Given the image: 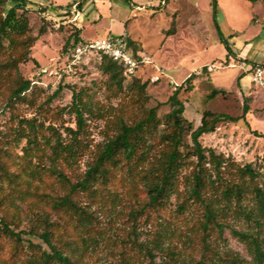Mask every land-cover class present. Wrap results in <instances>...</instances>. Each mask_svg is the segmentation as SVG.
<instances>
[{"label":"rangeland","instance_id":"obj_1","mask_svg":"<svg viewBox=\"0 0 264 264\" xmlns=\"http://www.w3.org/2000/svg\"><path fill=\"white\" fill-rule=\"evenodd\" d=\"M7 1L11 8L13 2ZM163 1L165 6L161 5ZM72 4L81 7L74 11L73 5L67 14L65 10L49 9ZM45 7L49 10L43 12ZM27 14L31 34L37 40L30 58L19 64V71L25 80L32 81L34 89L9 106L10 84H0V149L10 151L14 160L10 163L24 162L20 157L27 139L19 141L18 146L8 140L15 130L27 127L25 121L32 120L49 137L52 127L66 143L71 142L67 129L78 130L72 109L77 93L90 105L84 113V133L79 136L85 147L75 163L61 162L60 166L69 180L76 182L92 163L99 146L114 135L118 117L140 112L143 107H157L158 116L164 119L171 111L168 100L175 88L195 74L191 85L179 95L185 105L184 116L194 127L200 125L205 111L239 119L219 124L214 133L201 138L202 145L238 165L253 164L264 175V85L254 83L250 71L257 65L264 66L262 0H217V11L214 0H30ZM77 14L78 20H74ZM75 25L84 28V40L107 34L130 37L149 62L136 74L142 82H148L147 102H137L131 78H126L123 90L115 93L95 54L72 64L64 46ZM42 26L47 27V33L40 34ZM224 37L232 51L229 58ZM6 57L1 53L2 61ZM211 67L215 68L213 72L208 70ZM155 77L160 79L156 81ZM216 90L224 93L210 98ZM246 104L249 112L243 116ZM3 155L0 152L1 158ZM46 163L50 165L46 159L41 162ZM192 177L190 166L179 178L178 192L164 205L149 207L145 206L149 195L144 181L124 168L103 194L79 195L80 205L92 214V219L71 222L65 213H56L42 199L32 201L34 210L46 211L52 222L69 223L65 229H57V235L70 243L75 264H222L231 256L253 263L250 237L258 239L264 251V219L261 224L255 222L260 215L250 196L236 204L235 199L222 198L221 185H208L202 190V198L214 212V219L208 220L207 206L191 194ZM42 179L40 193L64 195L68 190L56 177L44 174ZM22 208L19 230L28 232L31 223L24 213L29 215L31 206L25 204ZM13 209L7 203L6 210ZM251 209L256 216L253 219L246 214ZM4 214L0 208V217ZM25 236L36 244L40 242ZM0 242V264H37L27 245Z\"/></svg>","mask_w":264,"mask_h":264},{"label":"trees","instance_id":"obj_2","mask_svg":"<svg viewBox=\"0 0 264 264\" xmlns=\"http://www.w3.org/2000/svg\"><path fill=\"white\" fill-rule=\"evenodd\" d=\"M13 6L8 8L7 0H0V57L1 53L6 54L4 61L0 58V84L4 86L8 81L10 84V95L7 98L8 105L15 101H21L34 87L32 81L25 80L19 71V64L30 58L31 49L37 38L31 34L27 7L30 0H11ZM258 2L260 0H252ZM264 2V0H262ZM72 5L50 6L49 9L65 10V14L71 13ZM81 7V4H77ZM214 7L217 11V0H214ZM42 8L43 12L49 10ZM73 15V14H72ZM84 28L72 27L71 33L65 43L64 52H69L72 58L73 50L82 39ZM47 27L42 26L40 34L47 33ZM171 30L169 33L172 34ZM124 38L128 46L134 49L138 61V68L135 74L127 75V67L114 59L96 54L101 62L103 72L109 78V84L115 93L123 90L126 78H131L133 91H136L137 102H147L146 90L148 82H142L136 74L145 65V58L141 50L127 35ZM227 48L228 58L232 51L228 46V39L223 38ZM263 65L251 68L253 75L256 69ZM195 74H192L183 84L177 86L168 100L171 111L161 119L158 116L157 107L142 108L140 112L123 114L114 122L115 133L108 138L101 146L88 169L82 178L71 182L69 177L60 169L61 162L66 164L75 163L83 151L82 139L79 137L84 133L86 120L84 113L90 110L88 102L83 100L79 94L73 96L72 109L76 114L78 130L67 129L71 142L57 130L51 127L52 136H47L38 129L32 120L25 121L26 126L15 130L14 136L8 140L9 144L15 142L17 146L23 138L27 139L26 146L22 149L24 155L20 157L23 163H10L11 158L8 149H0L4 153L0 157V208L5 214L0 217V240L15 242L17 246L27 245L32 251V258L37 264H75L71 254V245L60 235L57 229H65L68 222L62 224L52 222L51 216L46 211H35V202L38 198L49 203L51 208L58 214L65 213L72 222L76 219L93 218L92 214L79 203V195L82 193H99L107 190L119 172L127 169L140 180L144 181L149 195L145 206L154 207L164 205L170 196L178 191L177 183L183 175L184 169L192 166V188L191 194L201 203L207 206L208 220L214 219V212L209 208L205 198H202V190L210 186H222L221 195L228 201L236 200V204L243 202L247 196L257 207L258 218L253 210L246 211L249 218H255L257 224L264 219V175L257 170L253 164L244 166L238 165L222 154H217L214 149L204 147L201 138L204 135L214 133L218 125L224 122H237L226 114L205 111L200 125L194 127L193 123L185 116V105L179 95L185 86L191 85ZM188 89V88H187ZM224 91L216 90L210 98H215ZM249 112L248 104L244 107L245 116ZM29 130V131H27ZM257 134V133H256ZM262 136V135H260ZM191 139L189 143L187 138ZM54 139V140H53ZM49 152V153H48ZM7 159V160H6ZM48 160L49 166L41 164L42 160ZM16 168V170H12ZM48 174L56 177L57 181L67 187L64 195L48 194L39 192V183H43L42 176ZM37 183V184H36ZM7 191V193H6ZM7 203L14 207L13 211H7ZM18 203V204H16ZM28 204L30 212L24 213L31 223L30 231L19 230L22 222L23 205ZM182 203L179 208H184ZM245 212V211H244ZM206 228V225H205ZM25 235L40 240L38 244ZM242 238H249L239 233ZM254 249V262L249 263L236 256L228 257L222 264H264V251L262 243L250 237ZM1 244V242H0ZM201 264V263H198Z\"/></svg>","mask_w":264,"mask_h":264},{"label":"built area","instance_id":"obj_3","mask_svg":"<svg viewBox=\"0 0 264 264\" xmlns=\"http://www.w3.org/2000/svg\"><path fill=\"white\" fill-rule=\"evenodd\" d=\"M166 2L161 3L165 6ZM77 5L73 6V10L76 11ZM79 14L76 15L74 20H78ZM101 54L108 56L115 61L124 64L127 67V75H133L136 73L138 68V61L134 54V49L128 46L124 38L114 35L107 34L95 40H88L80 42L79 45L73 50L72 64L76 65L81 63L86 57L90 55ZM149 62L145 60V64ZM210 72L215 70L214 67L208 69ZM160 78L155 77L158 81ZM253 82L257 85H264V69L258 67L255 74L253 75Z\"/></svg>","mask_w":264,"mask_h":264},{"label":"crops","instance_id":"obj_4","mask_svg":"<svg viewBox=\"0 0 264 264\" xmlns=\"http://www.w3.org/2000/svg\"><path fill=\"white\" fill-rule=\"evenodd\" d=\"M166 5V4H165ZM140 10H144L145 9V7H138ZM120 36H122V35H120ZM86 41H88V40H86Z\"/></svg>","mask_w":264,"mask_h":264}]
</instances>
